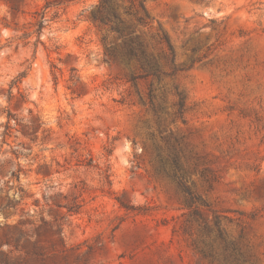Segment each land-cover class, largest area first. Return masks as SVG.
Wrapping results in <instances>:
<instances>
[{"label":"rangeland","instance_id":"374dc122","mask_svg":"<svg viewBox=\"0 0 264 264\" xmlns=\"http://www.w3.org/2000/svg\"><path fill=\"white\" fill-rule=\"evenodd\" d=\"M98 2L0 0V264H264V0H144L160 79L104 61Z\"/></svg>","mask_w":264,"mask_h":264},{"label":"trees","instance_id":"16d2710c","mask_svg":"<svg viewBox=\"0 0 264 264\" xmlns=\"http://www.w3.org/2000/svg\"><path fill=\"white\" fill-rule=\"evenodd\" d=\"M4 1L8 2L9 0ZM55 1L58 2L57 5L62 2V0ZM50 6V2H46L44 6L45 10ZM133 8L134 10L131 12L125 11L130 17L129 19L124 18L118 11L115 0H99L98 4L90 10L89 15L87 16L88 20L102 32L100 42L103 47L104 61L133 64L135 69L141 73L142 78L160 79L161 76L165 74L162 70L161 60H165V63L171 69V73H175L174 51L167 34L160 30L158 33V41L169 53H166L165 55H155L150 50V44L144 38L143 33L137 30L138 26H147L150 24L149 13L145 7L144 0L139 1L138 8H135L134 6ZM11 9L13 10L12 7ZM44 17L45 13H42L37 22L38 34H40L43 29ZM131 78L134 80L135 76L132 74ZM147 99L154 112L160 111V106L156 104V95L154 94L152 84L149 85ZM183 99L184 96L181 94L180 102L178 104L179 115L182 114ZM158 157L161 158L160 153L158 154ZM177 160V155H174L171 161L176 164ZM173 178L176 179V175H174ZM105 180L109 183L108 174H105ZM178 186L183 191H187L190 196L189 202L193 203L194 198L192 193L184 187V184L180 180ZM117 202L125 209H135L125 206L118 198ZM68 212H70V210H68Z\"/></svg>","mask_w":264,"mask_h":264}]
</instances>
